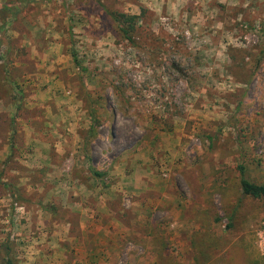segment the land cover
Returning <instances> with one entry per match:
<instances>
[{
  "label": "rangeland",
  "instance_id": "1",
  "mask_svg": "<svg viewBox=\"0 0 264 264\" xmlns=\"http://www.w3.org/2000/svg\"><path fill=\"white\" fill-rule=\"evenodd\" d=\"M239 167L264 185V0H0V259L264 264Z\"/></svg>",
  "mask_w": 264,
  "mask_h": 264
},
{
  "label": "trees",
  "instance_id": "2",
  "mask_svg": "<svg viewBox=\"0 0 264 264\" xmlns=\"http://www.w3.org/2000/svg\"><path fill=\"white\" fill-rule=\"evenodd\" d=\"M110 17L116 27L118 35L128 43H132L133 36L136 31V27L138 25V17L137 16H129L126 14L121 13H112L110 14ZM74 62L76 61L75 55L73 54ZM77 62V61H76ZM239 174H240V180H239V188L241 191V194L244 197L251 198L253 200L261 201L264 207V185H255L251 182H249L244 177V171L242 167H239ZM97 177H101L99 174H95ZM230 228V226H228ZM10 249H6L5 256L0 259V264H14L11 260V257L9 255Z\"/></svg>",
  "mask_w": 264,
  "mask_h": 264
}]
</instances>
